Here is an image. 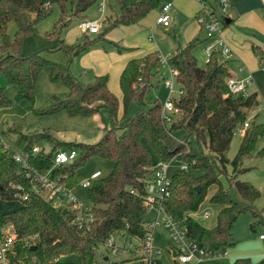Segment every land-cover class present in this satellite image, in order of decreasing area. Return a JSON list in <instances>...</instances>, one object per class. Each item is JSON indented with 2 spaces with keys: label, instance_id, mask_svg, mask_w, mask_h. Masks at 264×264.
<instances>
[{
  "label": "trees",
  "instance_id": "1",
  "mask_svg": "<svg viewBox=\"0 0 264 264\" xmlns=\"http://www.w3.org/2000/svg\"><path fill=\"white\" fill-rule=\"evenodd\" d=\"M95 2L0 0V73L8 83L17 87V98L33 101L37 75L44 70L52 82L64 84L67 93L64 96L52 95L50 103L37 110V114L65 110L70 116H91L105 112L111 121V126L104 129L96 143L64 144V149L77 151L76 158L79 160L55 167L53 175L73 188L78 182L76 167L80 163L93 156L113 162L108 175L99 176L86 187L89 207L81 212L86 225L78 227L73 222L77 210L66 204L54 206L36 193L33 183L14 161L15 151L0 144V197L17 199L22 203L14 211L0 213V240L4 226L12 224L16 232L13 252L9 254L11 263L96 264L95 250L111 234L126 233L141 241L147 232L143 221L149 208L145 202V182L149 175L148 168L156 163L153 155L166 162L172 159L183 162L180 158L194 160L192 167L205 170L198 177L181 171L174 173L170 179V196L163 202V208L175 221L183 222L189 236L201 247L211 254L222 253L235 244L232 225L237 216L248 208L228 196L219 184L217 173L224 172L230 163L226 152L234 130L243 125L248 112L259 105L257 92L239 95L229 93L226 80L231 72L227 65L220 61L217 52H213L205 65L200 67L193 53L200 42L195 37L186 45L177 46L166 61L167 66L176 71L175 81L182 89V93L174 98L180 114L166 123L161 114L162 105L157 99L152 100L146 109L141 107L160 63L157 51H152L129 59L120 73L119 86L124 109L134 102L140 110L118 124L115 121L118 99L108 88L107 75H96L91 83L84 84L70 73L68 64L52 62L38 53L31 56L20 54L22 40L37 22L50 13L53 4L59 7L60 17L48 35L56 37L59 41L57 48L64 49L71 57L84 52L92 43L85 32L83 42L75 45L65 44L59 36L70 23L68 13L71 17L84 15ZM117 2L120 14L113 19L106 17L104 33L119 25L136 23L151 9L162 5L158 0H136L131 4L126 0ZM224 18L222 22L225 25ZM10 21L16 25L13 38L7 34ZM121 49L117 47L118 51ZM9 104L10 100L0 87V108ZM256 117L257 114L248 123L239 149L231 160L234 172L242 170L239 166L242 158L253 149L257 137L264 134V123L255 122ZM179 130L185 131V140L176 138ZM17 133V144L22 152L28 154L26 159L29 164L42 172L52 167V152L58 148H52L48 153L40 151L30 154L33 143L43 133ZM189 136L194 137V144L189 141ZM47 138L53 137L49 134ZM201 147H206L212 157L200 155ZM214 183L218 187L211 201L221 205V209L215 226L206 228L192 219L190 214L198 209L207 187ZM235 184L241 197L250 202L260 195L248 182L236 181ZM196 186H200L199 192ZM72 253L77 255L75 262L62 259ZM232 264L252 262L249 257L242 256L235 258Z\"/></svg>",
  "mask_w": 264,
  "mask_h": 264
},
{
  "label": "rangeland",
  "instance_id": "2",
  "mask_svg": "<svg viewBox=\"0 0 264 264\" xmlns=\"http://www.w3.org/2000/svg\"><path fill=\"white\" fill-rule=\"evenodd\" d=\"M126 1L129 2L130 0ZM158 1L160 3L165 1L174 2L169 27H164L161 24L155 25V19L160 8L157 6L151 9L139 21L133 23L142 27L134 35L133 30H129L128 34L125 33V28H123L122 25L116 26L104 33L106 17L113 19L116 15L120 14V8L117 0H96L84 15L71 17L72 15L68 13L67 16L70 23L59 36V39H62L63 42L68 45L82 43L84 40V33L79 30L78 25L84 20L97 18L99 20L98 33L93 34L85 32L88 34V38L92 42L91 45H94V47L103 46L106 50L113 49L118 53L136 52L140 54L139 56H144L149 52L157 51L160 57L158 73H156L151 80V87L145 94L144 102L141 105L144 109L150 106L151 101L154 99H157L162 105L170 95L169 90L164 85L166 80L171 79L166 61L171 56L176 45L179 44L183 46L189 42L187 41L189 25L194 17L189 19L185 16V10L192 9L193 11L194 8H196L195 5L198 6L196 0ZM101 5H104L105 7L104 12L99 11ZM228 13L229 10L226 11L224 15L226 16ZM221 14L222 13L217 10V16H221ZM59 17V7L57 4L51 5L50 13L37 22L31 32L22 40L20 54L22 56H31L34 53H38L41 57L52 62L64 65L68 64L70 73L81 83H91L94 80V76L97 75L95 71L79 68L77 62H74L75 57L69 56L64 49L57 48L59 46L58 39L54 36L48 35L49 32L52 31L53 26L58 21ZM195 20L198 23L197 19ZM223 26L224 24L221 22L222 29ZM15 32V22L10 21L7 26V34L10 38H13ZM200 36H204L203 28L198 33V37ZM224 42L226 43L225 40ZM227 46L229 47L228 44ZM117 47L123 49L118 51ZM193 53L197 64L200 67H203L205 65L203 47H195ZM226 64L231 73L237 76H243L245 74L238 71L237 66L232 59L228 60ZM106 66L107 65H104V68H106ZM104 74L107 75L109 79L108 73L106 72ZM119 76L120 74L115 78V87L111 85L112 88H115V91L118 94L117 96L111 91L118 99V109L115 120L118 124L121 123L124 118L134 116L140 110L139 105L134 102H131L127 108L124 109L123 95L121 90H118V88L120 89ZM110 83H112V76ZM173 83L174 89L177 90L179 85L175 80ZM0 87L3 88L6 98L10 100L8 106L0 108V142L14 151H21L20 145L17 144L16 141L18 136L17 132L23 134L43 133V136L37 139L33 144L38 147L40 151L47 153L50 152L52 148H66L64 144L96 143L101 138L104 129L111 126L110 118L105 112L91 116H70L65 110H60L52 114H37V110L46 107L50 103L52 95L64 96L67 93L66 86L61 82H52L44 70L40 71L37 75L33 101L18 99L16 96L17 87L14 84L8 83L2 73H0ZM252 89H255L258 92L261 102L259 116L256 117L254 121L257 123H264V83H258L257 78H253V86L249 87L248 91ZM171 96L178 97V93L173 92ZM257 109L258 106L248 112L246 122L250 123L251 120H253L252 116L256 113ZM9 129H13L17 132L9 131ZM49 134L53 138H47V135L49 136ZM176 138L181 141L185 140V131H177ZM241 138V133L235 131L231 144L226 152V158L230 163L226 165L224 172L217 173L219 184L227 192L228 196L239 202L242 206L248 208L237 216L232 225V236L236 244L249 235L259 238L260 234H264V134L257 137L253 149L248 155L242 158L241 164L239 165L242 170L234 172L231 160L235 157L239 149ZM189 141L194 144V137L189 136ZM199 152L202 156L212 157V154L206 147L199 148ZM74 160L77 162L79 158H75ZM180 160L183 162L176 160L170 162L169 176L180 171L193 177H198L204 174V169L191 166L195 163L194 160L190 161L183 158H180ZM153 161H159L155 155H153ZM183 163L188 164V168L180 170L179 166ZM112 167L113 162L110 159L100 156H93L80 163L76 167L78 182L77 185L73 187L72 194L80 203L89 207L87 196L88 191L81 186V183L89 182L91 175L95 172L100 173V178L105 177L111 172ZM236 181L248 182L255 190L259 191V197L253 202L242 198L236 187ZM91 182L92 180L90 183ZM217 187V183L207 187L205 196L198 209L190 214L192 219L206 228H212L215 226L217 215L221 209V205L211 201V197L216 192ZM21 205L22 203L17 199H2L0 197V213L14 211L20 208ZM205 210H209L210 212L208 217L203 216ZM156 214V208L150 206L143 216L144 223L150 222L156 217ZM112 238L116 248H110L109 250L106 248L105 244H99L95 250L96 264H140V262L146 264L143 260L142 245L139 244L137 238L129 236L126 233H114ZM161 245L163 250L155 256L156 264H177L174 261L176 260L175 257L167 251V244L162 243ZM223 256L224 255L222 254L219 256H211L210 259L206 260L203 258L195 264H203L204 261ZM105 257H107L106 260H104ZM62 259L69 262H75L77 260V255L73 253L68 254ZM10 264L13 263L10 261Z\"/></svg>",
  "mask_w": 264,
  "mask_h": 264
},
{
  "label": "built area",
  "instance_id": "3",
  "mask_svg": "<svg viewBox=\"0 0 264 264\" xmlns=\"http://www.w3.org/2000/svg\"><path fill=\"white\" fill-rule=\"evenodd\" d=\"M199 11L196 17L200 26L205 30L206 36L211 40L205 49V59L208 61L213 52H217L220 57L227 59L231 55V49L224 42L221 37V22L225 17L224 13L228 11L231 6L230 0H196ZM171 2H163L159 8V13L155 19L156 23L161 24L164 27L170 24L169 9ZM105 7L101 5L99 11L104 12ZM217 10L220 11L221 16H217ZM82 32L97 33L99 30V20L97 18L84 20L79 24ZM242 69L241 67L239 68ZM171 79L166 80L164 85L169 90L170 95L161 106V114L166 121L170 123L174 117L180 114V109L175 106L174 98L171 96L173 92H177L178 96L182 93V89L178 87L174 89V83L176 77V71L169 68ZM252 83L251 75H247L245 78H233L228 77L226 84L229 93L233 95L247 94L246 88ZM248 122H244L243 125L238 126L235 131L240 133L244 132ZM0 144H2L0 142ZM4 145V144H3ZM5 146V145H4ZM5 148H9L5 146ZM38 147L33 146L30 154L34 155L39 153ZM48 153V152H47ZM77 151L75 149H56L52 152V167L42 172L31 164L28 163L26 157L27 153L22 151H15L13 154L14 161L21 167L25 177L33 183V189L36 193L40 194L44 199L50 201L54 206L69 205L77 210L73 222L78 227L86 225L82 221L81 212L88 207L83 203H80L76 197L72 194V189L67 186L65 182H62L59 177L53 175V169L63 164H69L76 158ZM174 160V159H172ZM171 160V161H172ZM159 160L155 164L151 165L149 175L145 182V202L150 206L156 208V217L150 222L144 223L146 234L144 238L139 241L142 245L143 260L146 264H156L155 256L162 250V243L167 244V248L174 253L176 261L181 264H186L191 261H199L203 258H209L211 256H219L222 253L211 254L204 247H201L195 242L187 233V229L183 222L175 221L163 208V202L170 196V179L169 169L170 162ZM188 168V164L183 163L179 166L180 170ZM99 172H95L91 175L89 182H82L81 186L86 188L90 185V181L98 178ZM25 199L26 196L24 195ZM210 215L209 210H205L204 217ZM3 237L0 240V264H10L9 254L13 252V245L16 240V232L12 224H8L1 229ZM111 234L107 237L105 242L106 248H116ZM260 238H264V234L260 235ZM162 241V243L160 242Z\"/></svg>",
  "mask_w": 264,
  "mask_h": 264
},
{
  "label": "crops",
  "instance_id": "4",
  "mask_svg": "<svg viewBox=\"0 0 264 264\" xmlns=\"http://www.w3.org/2000/svg\"><path fill=\"white\" fill-rule=\"evenodd\" d=\"M135 1L136 0H130L129 2H126L131 4ZM169 2H171V7L169 9V15L171 17L174 2ZM230 2L231 6L228 9L229 13L225 16L230 20V22L223 26L221 37H223L229 45L232 53L227 59L220 57V61H223L226 64L228 60L232 59L237 66L238 71L245 73L243 76H237L231 73L233 78H245L250 74L252 77V83L247 86L246 93L257 92L255 89L248 91V88L253 86V78H257L258 83H264V0H230ZM195 7L196 8H194L193 11L192 9L185 10V16L189 19L194 17L189 25V35L187 41H190L195 37L199 38L200 42L196 47H203V55L205 57L204 49L208 44H210L211 40L207 38L205 30L204 36L198 37V33L202 30V27L195 20L196 14L199 11V6L195 5ZM156 24L158 25L155 21V25ZM122 26L125 28L124 32L127 34L129 30H133V35L142 28L135 24ZM78 28L81 31L79 25ZM177 46L181 45H176L172 53ZM139 55L140 54L136 52L118 53L113 49L106 50L103 46L94 47V45H90V47H88L84 52L75 56L74 62H77V65L81 69L94 70L97 75H103L107 72L109 75L107 82L108 88L118 96L115 88H112L111 85L115 87V78L121 73L126 62L131 58L141 57ZM104 65H107L106 68H104ZM240 67L242 68L241 70L239 69ZM111 76L112 83H110ZM118 90L120 91L121 89L118 88ZM258 99L259 105L255 113L257 114V117L259 116V108L261 106L259 94ZM244 132L241 133L242 136ZM260 235L259 238L249 235L241 242H238L237 244L235 242L232 247L223 250V257L204 261L203 264H232L235 258L242 256L249 257L252 264H264V243H262L264 242V238H260ZM160 242L162 243V241ZM169 249H167V251L174 256L173 251ZM210 258L211 257L205 258V260ZM174 261L177 264H181L176 260ZM196 262L197 261H191L186 264H195Z\"/></svg>",
  "mask_w": 264,
  "mask_h": 264
},
{
  "label": "water",
  "instance_id": "5",
  "mask_svg": "<svg viewBox=\"0 0 264 264\" xmlns=\"http://www.w3.org/2000/svg\"><path fill=\"white\" fill-rule=\"evenodd\" d=\"M224 21H225V23H229L230 22V20L227 17L224 18ZM196 190H197V192H199L201 190L200 186H196ZM106 259H107V257L104 258V260H106Z\"/></svg>",
  "mask_w": 264,
  "mask_h": 264
}]
</instances>
